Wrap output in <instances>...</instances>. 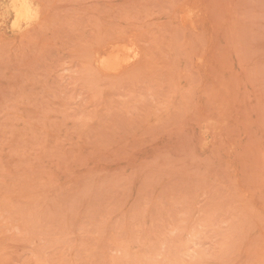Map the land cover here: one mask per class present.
I'll list each match as a JSON object with an SVG mask.
<instances>
[{
    "label": "rangeland",
    "instance_id": "obj_1",
    "mask_svg": "<svg viewBox=\"0 0 264 264\" xmlns=\"http://www.w3.org/2000/svg\"><path fill=\"white\" fill-rule=\"evenodd\" d=\"M27 1L0 0V264H264V0Z\"/></svg>",
    "mask_w": 264,
    "mask_h": 264
},
{
    "label": "bare ground",
    "instance_id": "obj_2",
    "mask_svg": "<svg viewBox=\"0 0 264 264\" xmlns=\"http://www.w3.org/2000/svg\"><path fill=\"white\" fill-rule=\"evenodd\" d=\"M12 5H13L12 7L14 9V12L16 14L15 15L16 18H15V23L14 24H17V25L22 20L31 18V12L33 10H35V8L33 9V7H32L33 4H30L27 0H13V4ZM38 13L40 14V12H38Z\"/></svg>",
    "mask_w": 264,
    "mask_h": 264
}]
</instances>
